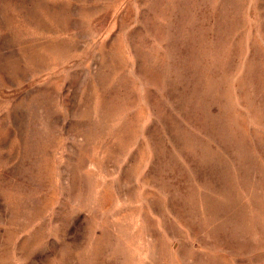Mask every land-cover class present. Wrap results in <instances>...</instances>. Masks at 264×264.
Here are the masks:
<instances>
[{
	"label": "rangeland",
	"instance_id": "obj_1",
	"mask_svg": "<svg viewBox=\"0 0 264 264\" xmlns=\"http://www.w3.org/2000/svg\"><path fill=\"white\" fill-rule=\"evenodd\" d=\"M0 264H264V0H0Z\"/></svg>",
	"mask_w": 264,
	"mask_h": 264
},
{
	"label": "bare ground",
	"instance_id": "obj_2",
	"mask_svg": "<svg viewBox=\"0 0 264 264\" xmlns=\"http://www.w3.org/2000/svg\"><path fill=\"white\" fill-rule=\"evenodd\" d=\"M209 29V28H208ZM196 35V34H195Z\"/></svg>",
	"mask_w": 264,
	"mask_h": 264
}]
</instances>
